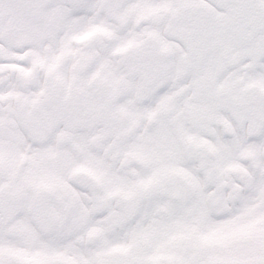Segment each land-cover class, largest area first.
<instances>
[{
  "label": "snow or ice",
  "instance_id": "1",
  "mask_svg": "<svg viewBox=\"0 0 264 264\" xmlns=\"http://www.w3.org/2000/svg\"><path fill=\"white\" fill-rule=\"evenodd\" d=\"M0 264H264V0H0Z\"/></svg>",
  "mask_w": 264,
  "mask_h": 264
}]
</instances>
